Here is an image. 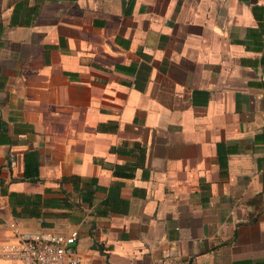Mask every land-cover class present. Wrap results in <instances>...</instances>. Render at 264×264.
<instances>
[{
    "label": "crops",
    "instance_id": "crops-1",
    "mask_svg": "<svg viewBox=\"0 0 264 264\" xmlns=\"http://www.w3.org/2000/svg\"><path fill=\"white\" fill-rule=\"evenodd\" d=\"M72 230L84 264H264V0H0V264Z\"/></svg>",
    "mask_w": 264,
    "mask_h": 264
},
{
    "label": "built area",
    "instance_id": "built-area-1",
    "mask_svg": "<svg viewBox=\"0 0 264 264\" xmlns=\"http://www.w3.org/2000/svg\"><path fill=\"white\" fill-rule=\"evenodd\" d=\"M8 227L14 229L12 223ZM15 239V244L4 246L2 251L6 256L16 258L20 264H84L74 250L75 230L46 239L20 233Z\"/></svg>",
    "mask_w": 264,
    "mask_h": 264
}]
</instances>
